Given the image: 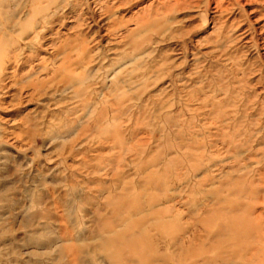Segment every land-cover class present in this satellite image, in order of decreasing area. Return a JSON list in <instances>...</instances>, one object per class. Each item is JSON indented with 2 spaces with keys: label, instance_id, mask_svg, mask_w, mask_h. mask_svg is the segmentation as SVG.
Wrapping results in <instances>:
<instances>
[{
  "label": "rangeland",
  "instance_id": "374dc122",
  "mask_svg": "<svg viewBox=\"0 0 264 264\" xmlns=\"http://www.w3.org/2000/svg\"><path fill=\"white\" fill-rule=\"evenodd\" d=\"M0 264H264V0H0Z\"/></svg>",
  "mask_w": 264,
  "mask_h": 264
}]
</instances>
